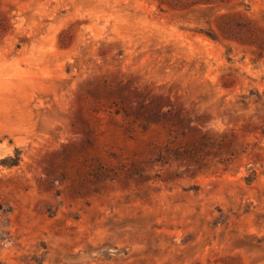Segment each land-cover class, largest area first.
I'll return each instance as SVG.
<instances>
[{
  "label": "rangeland",
  "instance_id": "374dc122",
  "mask_svg": "<svg viewBox=\"0 0 264 264\" xmlns=\"http://www.w3.org/2000/svg\"><path fill=\"white\" fill-rule=\"evenodd\" d=\"M0 264H264V0H0Z\"/></svg>",
  "mask_w": 264,
  "mask_h": 264
}]
</instances>
